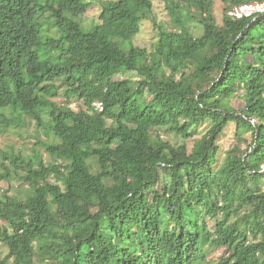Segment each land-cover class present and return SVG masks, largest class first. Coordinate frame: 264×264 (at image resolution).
<instances>
[{
  "label": "trees",
  "instance_id": "1",
  "mask_svg": "<svg viewBox=\"0 0 264 264\" xmlns=\"http://www.w3.org/2000/svg\"><path fill=\"white\" fill-rule=\"evenodd\" d=\"M95 1L0 0V136L31 119L55 161L3 155L0 178L29 188L0 199V264H264V13L228 15L264 0H224L221 26L215 0H163L181 30L156 24L151 52L133 40L153 0L103 1L85 30ZM60 90L87 109L54 102ZM231 123L237 144L223 156Z\"/></svg>",
  "mask_w": 264,
  "mask_h": 264
},
{
  "label": "rangeland",
  "instance_id": "2",
  "mask_svg": "<svg viewBox=\"0 0 264 264\" xmlns=\"http://www.w3.org/2000/svg\"><path fill=\"white\" fill-rule=\"evenodd\" d=\"M106 0H96L94 5L87 11V13L81 18L82 25L85 30H92L100 24V15L102 12L101 2ZM116 1V0H112ZM154 2V11L150 20H145L141 23L139 33L133 40V44L137 48L147 49L148 51H153L155 44L159 40V33L156 27V24H160L162 27L169 30H181V26H178L174 23L172 18L169 5L166 4L163 0H153ZM225 1L224 0H215L214 5V16L217 20L218 25H223V18L225 16ZM175 11L180 13V10L175 7ZM178 14V13H176ZM181 19L185 22V25L193 33L195 37H201L204 34V27L197 22L193 17L190 16L188 10L183 8L181 10ZM193 16V13H192ZM123 78H133L138 79L135 74L125 75ZM53 101L62 105H70V107L76 111L86 110L87 107L82 101L73 99L68 101L63 90L56 91L53 96ZM240 101L238 100L237 106L240 108ZM28 125L25 128H19L14 131H9L8 133L0 136V174L4 173L3 168V155L7 152H19L22 151L25 154H32V150H40L45 161L47 163L55 162L52 157L47 153L44 142H50L52 139L46 137L45 135L36 131L35 123L31 119H28ZM210 125L205 124L201 126L195 133L194 137L187 140V145L189 149L192 150L196 140L201 139L208 131ZM159 135L162 139L170 141L173 144L181 143L182 140L175 134H169L165 130H160ZM245 134V135H244ZM243 136H245L249 142L252 141V134L250 132L244 131ZM237 125L231 123L226 129V133L221 137L219 144L223 149L224 154L234 148L237 144ZM240 155L248 149V143L242 142L240 144ZM6 164H9L7 162ZM55 183H58L57 180H52ZM164 182H169L168 178L162 179V186ZM29 188L27 184H23L19 180H13L11 183L0 178V199L5 194V192H10V195H17L26 191ZM210 225L213 226V222H210ZM1 232V230H0ZM8 247L0 240V260L4 259L8 254ZM227 250L225 248H220L216 250L208 251L207 261H218L222 257H225ZM92 262H94V257L92 254H88Z\"/></svg>",
  "mask_w": 264,
  "mask_h": 264
},
{
  "label": "built area",
  "instance_id": "3",
  "mask_svg": "<svg viewBox=\"0 0 264 264\" xmlns=\"http://www.w3.org/2000/svg\"><path fill=\"white\" fill-rule=\"evenodd\" d=\"M264 13V3H256L250 5H243L236 7L229 11L228 15L234 20H242L245 18H252ZM264 168V167H263Z\"/></svg>",
  "mask_w": 264,
  "mask_h": 264
}]
</instances>
